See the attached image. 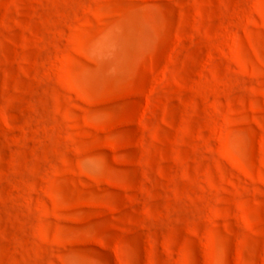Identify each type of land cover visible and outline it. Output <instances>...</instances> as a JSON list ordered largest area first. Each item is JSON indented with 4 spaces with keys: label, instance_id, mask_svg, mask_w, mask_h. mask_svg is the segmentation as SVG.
<instances>
[{
    "label": "rangeland",
    "instance_id": "374dc122",
    "mask_svg": "<svg viewBox=\"0 0 264 264\" xmlns=\"http://www.w3.org/2000/svg\"><path fill=\"white\" fill-rule=\"evenodd\" d=\"M0 264H264V0H0Z\"/></svg>",
    "mask_w": 264,
    "mask_h": 264
}]
</instances>
